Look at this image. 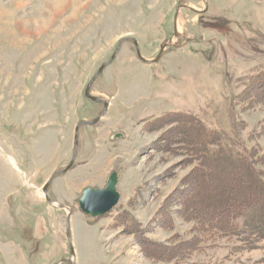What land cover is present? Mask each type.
Returning <instances> with one entry per match:
<instances>
[{"label":"rangeland","instance_id":"obj_1","mask_svg":"<svg viewBox=\"0 0 264 264\" xmlns=\"http://www.w3.org/2000/svg\"><path fill=\"white\" fill-rule=\"evenodd\" d=\"M206 2L0 0V264H264V202L254 231L242 215L264 193V0ZM179 4L202 11L181 8L175 38ZM123 37L148 60L176 45L145 63L122 44L48 204ZM113 170L119 199L91 218L77 199Z\"/></svg>","mask_w":264,"mask_h":264},{"label":"water","instance_id":"obj_2","mask_svg":"<svg viewBox=\"0 0 264 264\" xmlns=\"http://www.w3.org/2000/svg\"><path fill=\"white\" fill-rule=\"evenodd\" d=\"M202 1L204 2L205 6H206V4H207L206 0H202ZM181 8H187V9L193 10V11H202V10L195 9L192 6H188L187 4H179L177 6V10H176V13L174 16V23H173V35L175 38H177L179 36V34L177 32L176 23H177L178 13H179V10ZM126 41H130L134 44L137 57L146 63L157 62L160 59L161 55L163 54L164 49L167 46H175L176 45V44H174L173 40H167V41L163 42L160 45V51H159L158 55L155 58L148 60V59H145L141 55L138 43L135 40V38L123 37L119 40V42L115 46L110 58L107 61L103 62L99 66L98 70L93 74V76L90 78V80L86 84L85 89H84V95H85V97H87L91 101H93L95 103L102 104V109L97 114V116L94 117L93 119H91V120L82 119V120L78 121V123L75 126V130H74L72 156H71L70 162L66 166H64L63 168L58 169L55 172H53V174L50 176V178L44 183V185L41 188V192L43 193L46 202L53 205V206H65V205L63 203H60L57 201L55 202V201L51 200L47 195V187L57 174L67 171L73 165L74 160L76 158V154H77L79 127L81 125H93V124H95L97 121H99V119H101L103 117V115L105 114V112L107 111V108H108L109 103L106 99H104L103 97H99V96L91 94V92H90L91 85L93 84L94 80L98 77V75L103 71V69L114 60V58L116 57L117 53L119 52L122 44ZM121 137H122V133L116 132L115 134H113L111 136V139L115 140V139H119ZM118 179L119 178H118L117 171L113 170L108 175L105 186L103 188H92V187H88V186L84 187L81 191L80 197L77 199L79 209L83 213H85L86 215L90 216L91 218H97V217H100V216L106 214L107 212H109L114 207V205L117 203V201L119 199V192L117 190ZM65 232H66V238H67V241H68V244L70 247V254H71V256H74V250H73L71 234H70V215L69 214L67 215L66 221H65Z\"/></svg>","mask_w":264,"mask_h":264},{"label":"trees","instance_id":"obj_3","mask_svg":"<svg viewBox=\"0 0 264 264\" xmlns=\"http://www.w3.org/2000/svg\"><path fill=\"white\" fill-rule=\"evenodd\" d=\"M264 87V83H263V85H261L260 87H258L257 89L259 90V91H264L263 88ZM210 165V164H209ZM217 167H219V166H217ZM213 169H214V167H213ZM215 169H219V168H215ZM250 173H252L251 171H250ZM238 174H236L235 176H237ZM236 181V180H235ZM252 182V183H251ZM251 183V184H250ZM246 184H250L249 186H250V188H251V190L252 189H256V185H255V179H254V177L253 176H250L249 177V179H247V182H246ZM254 193L256 192L255 190L253 191ZM253 193V194H254ZM251 195V196H249V201H248V203L247 204H245V206H244V208H246L245 210H247V211H249L251 214H249V215H245V214H242V206H237L235 209H237L238 210V213L237 214H239V215H244V216H246L247 217V219H246V221H245V223H244V225L246 226L247 224H248V222L251 220H253L254 219V217H255V215L258 213V211L257 210H259V211H261L262 210V206H261V203L262 202H264V193L263 192H261L258 196H259V200H261V201H255V195ZM196 195H193V196H191V197H189V198H187V201H185L184 200V203H183V205L184 204H186V202H188L189 200H191V199H193L194 197H195ZM228 202H231V198H229V200H228ZM260 204V205H259ZM216 217V216H215ZM253 218V219H252ZM219 224L221 225V226H219L218 225V222L216 221V222H214L213 224H205L204 225V227H203V231H211L212 229L211 228H216V230H219V231H221V232H223V231H225V230H227V227H228V223L227 222H222V220H220L219 221ZM260 224L258 223V222H254V220L252 221V223H251V225L249 226L250 228H251V231H254V229L257 227V226H259Z\"/></svg>","mask_w":264,"mask_h":264},{"label":"flooded vegetation","instance_id":"obj_4","mask_svg":"<svg viewBox=\"0 0 264 264\" xmlns=\"http://www.w3.org/2000/svg\"><path fill=\"white\" fill-rule=\"evenodd\" d=\"M201 16H203L202 14H201ZM216 17L215 16H213L212 18H209V19H204L203 21L204 22H208V23H215V22H213V21H216L217 19H215ZM217 18H219V17H217ZM201 19H203V18H200V20ZM211 19H213V20H211ZM159 52V51H158ZM101 106H102V104H101Z\"/></svg>","mask_w":264,"mask_h":264},{"label":"bare ground","instance_id":"obj_5","mask_svg":"<svg viewBox=\"0 0 264 264\" xmlns=\"http://www.w3.org/2000/svg\"><path fill=\"white\" fill-rule=\"evenodd\" d=\"M205 5V4H204Z\"/></svg>","mask_w":264,"mask_h":264}]
</instances>
